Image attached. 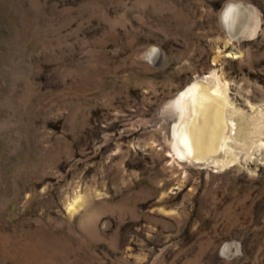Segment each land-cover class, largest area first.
<instances>
[{
	"label": "rangeland",
	"instance_id": "obj_1",
	"mask_svg": "<svg viewBox=\"0 0 264 264\" xmlns=\"http://www.w3.org/2000/svg\"><path fill=\"white\" fill-rule=\"evenodd\" d=\"M214 76L239 162L173 148ZM0 264H264V0H0Z\"/></svg>",
	"mask_w": 264,
	"mask_h": 264
},
{
	"label": "bare ground",
	"instance_id": "obj_2",
	"mask_svg": "<svg viewBox=\"0 0 264 264\" xmlns=\"http://www.w3.org/2000/svg\"><path fill=\"white\" fill-rule=\"evenodd\" d=\"M246 15L249 16L247 10L229 4L223 18L228 28L233 30ZM238 97H241L238 92L230 95L228 84L217 76L213 79L205 77L193 80L182 89L173 102L178 110V119L172 126L173 148L176 154L182 159L194 162L218 164L230 160H219L214 154L223 150L224 158L230 155L231 160L239 162L243 157L237 156L238 154L231 155L233 151L228 150L231 144L229 141L234 138L239 124L236 117L242 110L233 101ZM242 111L244 112V109Z\"/></svg>",
	"mask_w": 264,
	"mask_h": 264
}]
</instances>
